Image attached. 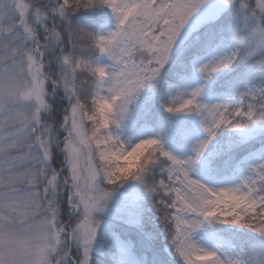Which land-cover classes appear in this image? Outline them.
<instances>
[{
	"label": "snow or ice",
	"instance_id": "1",
	"mask_svg": "<svg viewBox=\"0 0 264 264\" xmlns=\"http://www.w3.org/2000/svg\"><path fill=\"white\" fill-rule=\"evenodd\" d=\"M0 264H264V0H0Z\"/></svg>",
	"mask_w": 264,
	"mask_h": 264
}]
</instances>
